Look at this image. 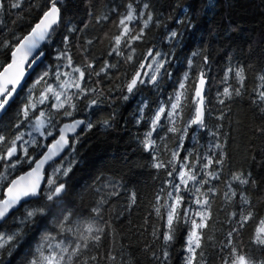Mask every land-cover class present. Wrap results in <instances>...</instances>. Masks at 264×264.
<instances>
[{
	"label": "snow or ice",
	"instance_id": "snow-or-ice-1",
	"mask_svg": "<svg viewBox=\"0 0 264 264\" xmlns=\"http://www.w3.org/2000/svg\"><path fill=\"white\" fill-rule=\"evenodd\" d=\"M83 3L86 20L77 22L73 0H0V26L8 27L6 17L29 18L22 31L0 38V264H134L123 231H132L134 215L140 235L150 233L153 243L142 251L151 264H172L177 248L180 264H205L208 248L219 264H264V170L247 164L256 160L252 140H264V64L249 88L252 64L228 54L214 111L211 33L180 60L183 33L168 26L157 0H112L103 10L95 0ZM88 22L116 32L89 38ZM176 23L193 27L187 9ZM105 38L107 51L93 58ZM130 100L132 139L159 180L146 204L122 171L74 183L77 145L118 125L129 131L119 109ZM245 100L258 117L246 129L232 116ZM217 224L227 228L213 240Z\"/></svg>",
	"mask_w": 264,
	"mask_h": 264
},
{
	"label": "trees",
	"instance_id": "trees-1",
	"mask_svg": "<svg viewBox=\"0 0 264 264\" xmlns=\"http://www.w3.org/2000/svg\"><path fill=\"white\" fill-rule=\"evenodd\" d=\"M95 2L98 9L103 10L111 4L112 0H95ZM157 5L164 16L169 17L168 26L170 28L175 27L183 33V44L176 49V57L180 60H183L189 54V49L193 48L196 41L200 39L201 34L211 33L213 41L210 49L212 52V64L208 75L216 84L211 89L209 100L212 101V104L209 106L213 107L214 111L216 87L220 86L219 79L228 54H231L234 58L240 57L243 62L252 64V71L249 72L246 85L249 88L255 87L257 83L255 70L261 64H264V0H157ZM177 5L179 6L177 7ZM85 8L86 5L83 0H73L72 14L77 22L86 20ZM184 9H187L193 27L185 28L184 25L176 23V18L182 17ZM13 19L15 17L5 18V23L8 27L0 26V32L3 33L0 38L10 39L12 31H22L29 22L27 14L22 19L16 20L14 24L12 23ZM185 24H187V20ZM8 29H11V31ZM105 32L109 36L115 33V25H96L94 22H88V28L85 29V33L89 34V38L92 36L103 37ZM153 35L156 40L162 38L163 28L156 31ZM108 44L109 41L106 38L103 39V43H97L90 50L93 58L101 57L107 51ZM143 51L144 48L142 46L138 49V55ZM72 53L74 60H80L81 54L77 49L73 48ZM0 59L3 58L0 57ZM212 80H210V83H212ZM164 87L167 88V84ZM143 94L145 97H151V93L147 90ZM119 103L120 101H117V104ZM134 107L135 102L130 100L119 109V119L129 121V131H124L123 126L118 125L115 130L109 133L101 132L96 135L89 133L83 138L86 144L83 147L77 145L80 163L77 165L79 171L76 173L74 183L91 182V180L96 178L97 173L102 170L122 171L125 174L126 181L135 183L138 197L142 196L146 204L151 198L153 186L159 184V180L153 178L152 173L155 170L149 166L147 160L142 159L146 154L136 148L135 141L132 139L134 129H132L131 120ZM232 116L233 123L238 119L242 122L241 127L245 129L248 125L258 122V117H254L251 110L247 107L246 100L242 105L233 106ZM93 132H95V129H93ZM252 143L255 147L251 148V151L256 155V160L248 159L247 164L252 166L254 172L259 174L264 170L261 167V150L264 149V140L256 138L252 140ZM236 159L238 162H243V158L239 155H237ZM108 174V171L104 172L105 176ZM87 196L88 194L86 193ZM120 206L119 204L116 205V210ZM261 207H264V204ZM215 212L216 209L214 208V215ZM261 215L264 216V212ZM219 219L221 221L224 220L223 213L220 214ZM139 222V217L134 215L132 217V231H128L129 226H125L123 229L126 233V250L133 254L134 264H151L148 253L142 251V248L146 242H153L150 233L140 235V229L136 226ZM256 226L257 221L255 218L248 222L242 237L245 244H247ZM40 227L41 224L36 225L37 229ZM226 228V225L217 224L213 240L220 239ZM133 233H136V235H133ZM180 243L182 241L178 240L177 245ZM181 254V251L177 248L172 258V264H180ZM11 259L15 261V253ZM214 262L219 264L218 258L214 255V250L208 248L205 264H214Z\"/></svg>",
	"mask_w": 264,
	"mask_h": 264
}]
</instances>
